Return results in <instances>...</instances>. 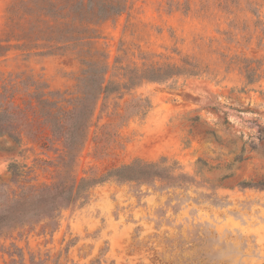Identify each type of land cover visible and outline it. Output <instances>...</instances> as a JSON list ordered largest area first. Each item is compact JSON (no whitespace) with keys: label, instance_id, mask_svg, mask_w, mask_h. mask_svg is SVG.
I'll list each match as a JSON object with an SVG mask.
<instances>
[{"label":"rangeland","instance_id":"1","mask_svg":"<svg viewBox=\"0 0 264 264\" xmlns=\"http://www.w3.org/2000/svg\"><path fill=\"white\" fill-rule=\"evenodd\" d=\"M18 1L0 0V91L34 75L53 111L91 87L90 62L116 83L133 66L188 58L200 69L101 96L74 156L42 112H28L34 125L18 139L0 133V213L31 187L138 158L168 168L149 181L110 178L53 222L1 230L0 264H264V188L241 185L264 182V0H125L106 19L86 1L43 0L31 16L13 11ZM27 99L14 101L26 109Z\"/></svg>","mask_w":264,"mask_h":264},{"label":"trees","instance_id":"2","mask_svg":"<svg viewBox=\"0 0 264 264\" xmlns=\"http://www.w3.org/2000/svg\"><path fill=\"white\" fill-rule=\"evenodd\" d=\"M42 1L20 0L14 4L13 11L31 16L29 12H32L36 5ZM69 1L73 2V0ZM85 1L87 5L94 3V7L96 6L95 19H106L110 15L123 12L127 7L125 0H74L75 3H84ZM62 6L64 5H60L59 8ZM63 18V15L58 17L59 20H63ZM183 61L184 64L182 65L168 63L158 66L128 67L127 72L130 77L123 83H116L113 79H106V74L109 70L107 64L100 65L97 62H90L88 68L85 69L88 76L85 82L87 80L92 81L91 87H88L83 96L78 99L76 106L67 110L61 108L59 111H53V109L48 107L56 105V101H51L44 95L47 94L44 93V89L48 88V85L34 77V75H25L24 72H21L15 77L11 76L6 79L7 81L2 86V91H0V103L4 106V109L0 112V133H8L18 139V132H20L21 128L25 127V125L29 127L34 125L28 112L32 110L35 116L41 115L42 112L44 123L50 124L53 133L64 141L65 147L74 156L85 141L87 131L92 125L95 107L101 96L113 93L120 87L136 86L146 80L166 81L174 75L198 74L200 69L198 63L190 61L188 58ZM94 75H97L98 78H94ZM92 77L93 79H91ZM19 92H24L29 97V99L24 101L26 109L21 108L14 101L15 96ZM49 93L53 95L54 91ZM44 106L48 107V109H44ZM7 117L11 119L9 124L5 123ZM12 119H19V123L14 122ZM13 166L14 164H12ZM167 169L163 162L145 161L138 158L132 163L113 168L100 177L92 175L80 179L73 178L70 184L59 183L31 187L27 194L10 201L6 212L0 213V233L1 230L9 229L16 225L37 223L45 219L53 222L57 213L62 209L68 208L80 199L86 200L91 188L110 178L114 177L121 181H149L161 176V173ZM241 185L244 188H264L263 181H243Z\"/></svg>","mask_w":264,"mask_h":264}]
</instances>
